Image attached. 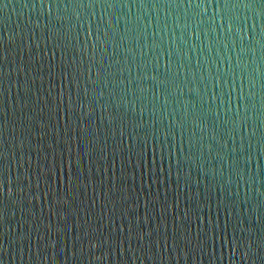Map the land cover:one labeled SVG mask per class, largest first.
Here are the masks:
<instances>
[{
	"label": "water",
	"instance_id": "water-1",
	"mask_svg": "<svg viewBox=\"0 0 264 264\" xmlns=\"http://www.w3.org/2000/svg\"><path fill=\"white\" fill-rule=\"evenodd\" d=\"M0 264H264V0H0Z\"/></svg>",
	"mask_w": 264,
	"mask_h": 264
}]
</instances>
